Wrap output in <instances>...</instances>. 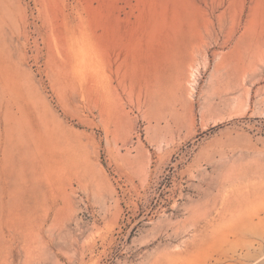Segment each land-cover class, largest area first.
Wrapping results in <instances>:
<instances>
[{
  "label": "rangeland",
  "instance_id": "rangeland-1",
  "mask_svg": "<svg viewBox=\"0 0 264 264\" xmlns=\"http://www.w3.org/2000/svg\"><path fill=\"white\" fill-rule=\"evenodd\" d=\"M2 1L0 264H264V0Z\"/></svg>",
  "mask_w": 264,
  "mask_h": 264
},
{
  "label": "bare ground",
  "instance_id": "bare-ground-1",
  "mask_svg": "<svg viewBox=\"0 0 264 264\" xmlns=\"http://www.w3.org/2000/svg\"><path fill=\"white\" fill-rule=\"evenodd\" d=\"M6 1H7V0H6ZM4 6H5V2L2 1V0H0V17H2V16H1V10L4 9ZM6 6H7V5H6ZM73 43H74V42H73ZM73 46H74V45H73ZM81 50H82V47H81ZM78 63H79V62H78ZM0 73H1V71H0ZM8 77H9V76H8ZM53 77H55V78L57 79V76H56V75H55V76L53 75ZM10 79H11V78H10ZM54 80H55V79H54ZM0 81H1V80H0ZM30 90H31V89H30ZM30 90H29V91L26 90V92L28 93V92H30ZM28 95H29V93H28ZM30 95H31V93H30ZM33 95H34V94H32V96H33ZM36 95H37V94H36ZM30 98H32V97L30 96ZM35 100H36V98H35ZM35 100H34V102H35ZM32 101H33V100H32ZM33 104H34V103H33ZM35 106H37L36 102H35ZM10 111H11V110H10ZM36 144H37V143H35V145H36ZM35 152H36V151H35ZM43 166H44V165H43ZM44 169H45V167H44ZM46 171H47V170H46ZM240 197H241L240 194H238V195L236 194V200H237V201H239Z\"/></svg>",
  "mask_w": 264,
  "mask_h": 264
}]
</instances>
